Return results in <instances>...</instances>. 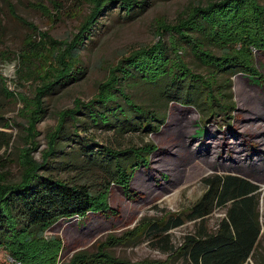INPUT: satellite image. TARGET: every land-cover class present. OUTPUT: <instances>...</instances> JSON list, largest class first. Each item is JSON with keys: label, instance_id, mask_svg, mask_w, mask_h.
Listing matches in <instances>:
<instances>
[{"label": "rangeland", "instance_id": "obj_1", "mask_svg": "<svg viewBox=\"0 0 264 264\" xmlns=\"http://www.w3.org/2000/svg\"><path fill=\"white\" fill-rule=\"evenodd\" d=\"M209 1L146 0L131 13L118 4L109 5L83 38L76 61L71 59L79 65L72 78L41 95L44 111L37 113L32 128L38 90L64 67L57 51H63L64 44L79 32L93 4L89 0H0V134L10 139L9 146L0 149V172L9 181L20 180L27 153L43 161L62 112L74 108L77 99L94 98L123 57L156 43L161 24L176 23ZM258 2L264 6V0ZM191 32L213 54L225 51L202 32ZM164 39L170 47L168 32ZM175 52L204 81L210 79L212 85L214 80L217 91L207 87L201 94L200 88H190V96L199 101L194 106L185 100H169L164 92L167 78L149 83L129 77L120 83L124 94L117 93L124 114L117 111L109 123L96 125L87 107L76 115L78 121L66 117L56 152L41 173L86 185L94 193L107 186L111 210L56 222L45 231V239L37 242L39 254L28 263L69 264L78 253L105 252L133 263L182 264L184 256L177 251L186 236L201 226L215 229L227 212L226 207H215L206 221L188 218L207 188L205 179L235 173L259 185L261 233L245 264H264V47L244 54L263 78L250 76L242 67L218 70L214 75L216 67L203 62L187 43L169 48L168 55L174 59ZM204 81L200 82L203 87ZM125 95L141 107L136 109L139 114L127 104ZM210 96L222 104L214 107ZM149 126L152 130H145ZM144 146L134 151L133 159L130 149ZM106 149L125 153L115 159L114 151L109 154ZM132 159L129 193L113 179L116 161L126 164ZM177 215L185 219L182 225L168 231L152 229V223ZM0 264L20 263L1 247Z\"/></svg>", "mask_w": 264, "mask_h": 264}, {"label": "trees", "instance_id": "obj_2", "mask_svg": "<svg viewBox=\"0 0 264 264\" xmlns=\"http://www.w3.org/2000/svg\"><path fill=\"white\" fill-rule=\"evenodd\" d=\"M89 1L93 6L88 19L75 37L64 44V50L57 51L62 55L60 61L63 62V69L38 90L39 102L36 106L32 105L35 107L30 121L32 128L37 121V113L44 111L40 101L41 95H44V92L53 91L58 85H63L72 78L75 72L73 69L78 65L75 64L78 56L77 49L83 38L90 34L99 16L107 10V7L111 4H118L119 8L124 9L126 13H131L135 7H140L146 2V0ZM193 9L189 16L183 18L180 16L176 23L161 24L159 39L156 43L142 46L123 57L111 70L109 78L99 85L94 98L88 102L77 99L74 108L62 112L60 122L51 135L42 162L32 159L27 153L23 173L18 181H9L0 172V248L7 249L8 253L20 264H30L28 262L38 256L37 242L45 239V231L56 222L70 220L74 217L83 219L90 213L111 210L107 201L109 192L107 186L94 193L86 185L71 183L66 179L41 173L49 158L56 152L57 139L62 132L66 117L71 116L78 121L76 115L83 107H87L96 125L99 121L104 124L109 123L110 118L118 114L117 111L124 114L120 109L117 93L124 94L121 82L129 77L139 78L149 83L167 78L169 84L167 83L164 87V92L167 93L170 101L179 103L185 100L188 104L198 105L199 101L195 100V96L193 98L190 96V88L194 87L198 91L200 88L201 94H204L207 87H212L213 91H217L218 88L214 80L211 85L210 79L204 81L200 74L194 73L179 58L178 53L175 52L174 59L168 55L169 48L175 50L181 43L191 46L195 55L203 62L215 66L217 70L214 71V75H217L218 70L242 67L241 71L245 70L244 72L250 76L263 78L251 64L250 58H245L246 55H244L253 48L264 47V6L260 5L258 0H211L208 4L198 5ZM192 30L202 32L207 40L225 51L220 56L213 54L204 47L202 40L194 36ZM167 32L170 34V47L164 39ZM72 58L75 61L72 62ZM202 81L205 82L204 87L200 85ZM2 89L4 92H9L5 85ZM125 100L135 110L141 108L127 95H125ZM211 100L213 106L215 103L222 104L219 100L215 101L214 97H211ZM97 106L102 107L103 110L95 109ZM139 125L144 126L142 120ZM77 136H79L78 133ZM9 144L10 139L0 134V149ZM142 149H145V146L131 148L132 158L134 159L135 150L139 152ZM106 150L109 154L114 151L115 156L112 155V157L115 159H119L120 155L125 153L120 150ZM133 159L126 164L117 160L113 179V183L129 193L132 178L129 168L135 165L131 163ZM0 161H2L1 158ZM205 183L207 188L191 207L188 218L206 221L215 207H226L227 212L219 220L215 229L208 230L201 226L199 230L186 236L184 243L177 251L184 256L182 264H244L248 262L258 245L261 233L257 211L259 202L256 195L259 185L246 176L235 173H217L206 178ZM184 221L185 219L181 216H171L162 223H152V229L159 231L163 228L168 231L182 225ZM69 264L169 263L162 261L133 263L103 252L93 256L78 253Z\"/></svg>", "mask_w": 264, "mask_h": 264}, {"label": "crops", "instance_id": "obj_3", "mask_svg": "<svg viewBox=\"0 0 264 264\" xmlns=\"http://www.w3.org/2000/svg\"><path fill=\"white\" fill-rule=\"evenodd\" d=\"M247 263V262H246ZM245 264V263H244Z\"/></svg>", "mask_w": 264, "mask_h": 264}]
</instances>
